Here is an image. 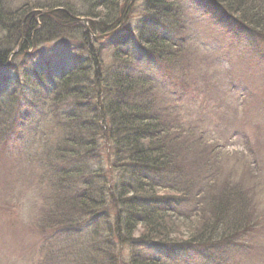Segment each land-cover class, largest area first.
I'll list each match as a JSON object with an SVG mask.
<instances>
[{"label": "trees", "instance_id": "trees-1", "mask_svg": "<svg viewBox=\"0 0 264 264\" xmlns=\"http://www.w3.org/2000/svg\"><path fill=\"white\" fill-rule=\"evenodd\" d=\"M77 1L0 0L1 64L8 63L20 43L18 55L33 48L34 41L38 45L60 39L66 30L82 40L68 70L28 60L25 65L31 66L23 73L32 87H24L23 96L45 109L48 124L57 130L43 180L58 179L44 200L45 226H39L51 252L48 263L230 264L260 256L256 224L248 217L253 215L251 194L234 180L238 172L232 160L244 155L236 152L233 156L238 157L230 158L225 143L220 144L225 140L218 135L211 105L193 111L186 94L177 96L192 86L190 68L184 71L185 17L180 6L174 0H141L144 16L133 29L135 22L128 19L133 11L124 12L120 0ZM204 4L235 23L252 43L264 44V0ZM79 17L89 21V31L78 28ZM119 28L122 34L113 37L106 51L98 48L99 39L92 35ZM158 65L175 76L164 85L151 74ZM20 78L0 76V129L9 127L20 112L27 113L25 97L9 91L23 84ZM48 85H54L51 91ZM100 158L109 166L99 163L101 186L91 178L93 168L81 164L87 160L93 167ZM78 181L81 188L75 185ZM184 220L197 223L188 225L184 241L177 242L173 236ZM84 225H91L87 233ZM141 245L155 257L131 253L126 261L123 248L132 251ZM192 255L201 259H184Z\"/></svg>", "mask_w": 264, "mask_h": 264}, {"label": "rangeland", "instance_id": "rangeland-1", "mask_svg": "<svg viewBox=\"0 0 264 264\" xmlns=\"http://www.w3.org/2000/svg\"><path fill=\"white\" fill-rule=\"evenodd\" d=\"M41 1L42 3H50L53 0ZM174 1L177 6H180V12L185 17V26L182 33V36L186 39V43H182L184 46L182 54L186 60L184 71L187 73L190 68V80L196 82L197 89L204 92L209 101L218 105L216 107L218 110L216 111V121H218L220 128L227 130L229 135L241 132L242 136L248 139L251 146H256L260 136V126L264 125L263 47H257L255 51H251L246 49L247 45L244 42L237 41L220 29L215 28L214 22L205 12L206 9L197 0ZM76 3L79 2L76 0ZM120 7L126 13L133 11L128 19L135 22L132 25L134 29L137 21H141L144 16L141 0H120ZM37 11L35 10L34 14H38ZM100 11L106 12L105 9ZM76 21L80 25L78 28L83 26L88 31L89 21L85 17H79ZM70 33L71 31L66 30L60 39L45 44L37 45L34 41L33 48L27 49L25 54L18 55L13 59L7 69H0V76L14 80L19 75L23 84L18 86L14 84L11 90L20 93L21 98L25 97L23 93L32 87L29 80L25 83L23 73L31 65L37 64L46 67L55 62L63 63L65 59L79 54V47L82 46L81 37H77L75 32L71 35ZM112 35L113 33H110L99 38L98 48L106 51L109 44L114 40ZM2 37L3 35L0 33V39ZM88 47L90 46L86 45L85 48L88 49ZM82 54L86 55L85 53ZM83 57L87 58V55ZM213 59L223 64V67L211 65L215 64ZM248 59L252 60V62H248L249 65L246 63ZM28 60L31 65L27 67L25 64ZM104 61L106 63V58ZM205 70H207V77L209 78L216 75V79L210 87L203 83L200 84L198 81V77ZM34 71L32 70L30 73L32 74ZM247 71L252 73L253 80L251 84L246 83ZM237 72L244 77L242 80L238 78ZM258 73L262 76H258ZM51 76L54 75L51 74ZM155 76L159 81L169 79L164 72L159 73L156 71ZM52 79L54 80V78ZM229 81H233L237 85L238 89L236 91L238 93H242L246 87L253 89L256 85L253 98L247 100L244 106L247 113L241 110L234 111V107L237 106L236 95L235 91L230 89ZM54 85H48L50 91ZM48 86L44 89L47 90ZM25 99L27 102L24 110L27 113L22 114L20 112L16 119L10 121L9 127L0 129V264H49L48 262L51 260V252L43 242L44 237L41 236L42 231L39 230V226H42V228L45 226L47 220L42 213V210L46 207L44 200L47 199L49 194H52L51 189L56 186L58 179L49 181L51 179L49 177L46 181L43 180L45 169L48 167L44 163L49 162V159H51L49 158L51 154L49 150L55 144V139L57 141V130L56 126L48 124V115L45 113V109L30 104L28 97H25ZM224 143V141H220V144ZM228 145L230 158L235 159L238 156H233L234 153L231 152H241L238 149L241 143L238 140L231 139ZM101 150L102 152L105 151L103 146H100ZM240 152L238 153L241 154ZM260 157L264 171V135L260 140ZM99 161H95L93 167L87 160L82 161L81 164L82 167L89 166L90 169L93 168L90 171L91 178L94 179L93 181L97 185L101 186L103 175L99 163L101 168L103 165V168L109 169V166L106 163L102 164V158ZM232 162L236 164L238 172L234 180L243 184L251 194L253 215L249 213L248 217L251 214V222L256 224L254 232L255 236H258L256 240L262 251L260 256L251 255L245 259L239 258L230 264L234 262L236 264H264V173L256 174L247 167L245 156L238 157ZM60 169L62 168L57 169V171L60 172ZM95 172H98V174L93 177ZM225 172L229 173L227 169H225ZM80 179L83 180V178ZM75 185L81 188L80 181ZM68 191V193H71V187L68 188ZM186 208L188 209V207ZM39 215H41L43 221L39 220ZM110 217L112 218L113 215ZM196 223L197 220L180 222L181 226L177 229L178 233L173 237H177V242L184 241L188 225L194 226ZM90 226L84 225L83 231L87 233ZM139 235L140 233H135V237ZM90 237L91 235L88 236V240L92 239ZM122 251L126 261H129L131 253L135 255L142 253L146 256L155 257V254L148 252L144 245L132 248V251L123 248ZM184 259L197 262L201 258L192 255L185 256ZM216 261L221 263L223 260L218 259Z\"/></svg>", "mask_w": 264, "mask_h": 264}, {"label": "bare ground", "instance_id": "bare-ground-1", "mask_svg": "<svg viewBox=\"0 0 264 264\" xmlns=\"http://www.w3.org/2000/svg\"><path fill=\"white\" fill-rule=\"evenodd\" d=\"M125 16H126V14H125V13H123V14H122V17H125Z\"/></svg>", "mask_w": 264, "mask_h": 264}]
</instances>
